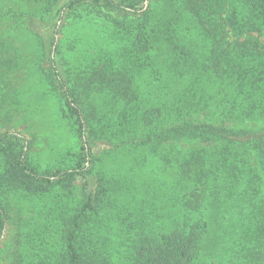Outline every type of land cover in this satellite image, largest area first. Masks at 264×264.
I'll use <instances>...</instances> for the list:
<instances>
[{
	"label": "trees",
	"instance_id": "trees-1",
	"mask_svg": "<svg viewBox=\"0 0 264 264\" xmlns=\"http://www.w3.org/2000/svg\"><path fill=\"white\" fill-rule=\"evenodd\" d=\"M14 2L0 5V130L14 80L31 76L81 153L40 170L24 136L0 131V242L19 218L12 264H264V42L252 36L264 0ZM45 17L48 41L32 29ZM67 21L104 26L115 44L73 77L58 66ZM95 141L110 148L97 156Z\"/></svg>",
	"mask_w": 264,
	"mask_h": 264
},
{
	"label": "rangeland",
	"instance_id": "rangeland-1",
	"mask_svg": "<svg viewBox=\"0 0 264 264\" xmlns=\"http://www.w3.org/2000/svg\"><path fill=\"white\" fill-rule=\"evenodd\" d=\"M1 6L17 7L14 0H0ZM32 29L45 41L52 35L54 19L33 18ZM104 26L98 27L83 22H65L58 34V66L64 75H73L86 65L91 57L103 51H111L115 44L111 43L104 34ZM264 42V34L252 35ZM21 46L30 48L31 42L27 37H20ZM68 71V72H67ZM31 76L14 80V87L7 100L10 112L9 121L0 131L17 132L26 138L29 144V160L40 170L48 168L59 169L73 165L80 159V143L74 128L71 127L60 113V103L53 94L43 86H37ZM27 83L31 85L29 88ZM27 88V90H24ZM20 93V94H19ZM19 97L24 101L19 104ZM6 108V107H5ZM2 115V114H1ZM92 152L100 156L101 152L110 147L103 142L95 141L90 144ZM105 162L109 169H118L120 157ZM159 176V175H158ZM93 186V179L88 178ZM82 183L79 180L78 185ZM19 208V205H18ZM19 248V218L14 216L3 234L0 242V264H12L13 252Z\"/></svg>",
	"mask_w": 264,
	"mask_h": 264
}]
</instances>
